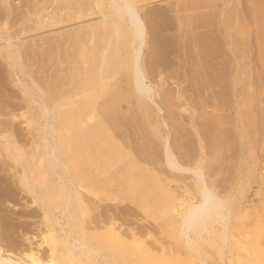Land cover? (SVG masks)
I'll list each match as a JSON object with an SVG mask.
<instances>
[{
  "label": "bare ground",
  "instance_id": "obj_1",
  "mask_svg": "<svg viewBox=\"0 0 264 264\" xmlns=\"http://www.w3.org/2000/svg\"><path fill=\"white\" fill-rule=\"evenodd\" d=\"M152 1L161 0H0V40L5 46L0 50V63H5L8 72L6 77L3 76L0 67V88L4 87L5 80H11L16 87L21 86L18 96L12 91L4 96L19 98L23 102L16 115L12 108L3 113L2 106L8 103L0 99V115L8 116V119L0 120V157L3 165L13 169V177L16 175L11 185L15 183L32 197V204L40 208L41 226H44L39 235L40 245L47 246L49 253L43 260L32 251L21 252L17 264H140L141 256L157 260V253L166 250L160 240L150 231L135 232L132 227L127 233L123 232V221L127 219L107 214L112 206L115 209L122 207L127 214L131 212L129 216L134 223L147 222L159 226L161 213L150 210L144 203L152 187L165 192L175 202L183 200L169 191L166 177L160 179L157 175L162 173L159 172L161 169L174 178L190 179L186 186L187 194L197 197L187 202L180 212L173 208L165 225V236L172 240L174 247L185 252L184 264H207L197 249L206 236L217 234L216 253L220 264L225 260L228 249L237 246L231 230L232 227H240L247 217V200L244 197L253 181L249 176L237 192L239 200L235 201L237 208L234 210L227 198H221L214 192L213 182L205 180L202 169L207 165L202 160L207 151L202 142L205 131H199L195 119L207 115L205 109L212 104L225 103L227 90L234 98L228 101L232 102L235 114L239 116L235 76L242 66L232 42H225L232 54L229 58L231 68L225 65L223 58L214 56L213 52L219 48L216 43L212 47L207 46L209 43L204 44L208 48L204 46V56L200 54L198 57L200 75H196V86L188 78L175 79L177 82L170 78L167 83L172 89L163 91L166 86L163 73L158 72L155 81L152 80L157 69L155 65L147 66L145 61L148 60L142 58L144 51L154 54L155 50L150 49L152 41L154 45L158 44L159 50L163 49L162 30L169 31L172 25L174 27V22L169 20L177 19L180 25L185 17L191 16L189 11L207 6H176L172 10L174 17L154 8L151 21H148L146 14L141 16V6ZM226 7V4H220L218 12L221 11L222 15ZM181 12L183 15H178ZM92 18H97V21L39 45H26L18 38L34 31ZM219 21L216 31L211 30L209 23L195 22V25L207 28L204 33L228 37L224 21ZM167 48L168 45L165 51ZM159 50H156V55L165 52ZM162 60L168 64L167 59ZM212 60L213 74L205 69V64ZM157 61L152 62L157 63V68H163L159 64L162 61ZM187 68L185 66L184 70ZM124 71L128 79L127 91L123 89L119 76ZM229 75L234 77L230 87L228 78L225 79ZM212 86L219 89H212ZM191 99L194 103L189 101ZM195 101H200L202 113L197 110ZM123 109L137 116L140 124L126 122L128 115L123 114ZM214 119L219 126L223 124L221 114L215 113ZM17 122L24 124L20 127L26 129L27 148L23 140L18 143L20 133L14 129ZM182 131L195 139V143L192 142L195 153L190 145L181 147L182 154L174 149L176 144L172 139L177 142ZM234 132L239 144L243 139L241 127L234 125ZM240 146L243 153L245 147ZM245 165L251 173L253 168ZM121 179L127 185V198L122 195L125 189ZM124 199H128L129 204ZM150 239L161 245L160 250L156 249L157 253L147 245ZM70 241H73L72 245ZM3 263L14 264L0 255V264ZM171 263H174L173 259ZM244 264L249 263L246 261Z\"/></svg>",
  "mask_w": 264,
  "mask_h": 264
},
{
  "label": "rangeland",
  "instance_id": "obj_2",
  "mask_svg": "<svg viewBox=\"0 0 264 264\" xmlns=\"http://www.w3.org/2000/svg\"><path fill=\"white\" fill-rule=\"evenodd\" d=\"M222 3L226 4L227 9L222 10L223 13L221 15V11L218 12V10L219 5ZM142 4L144 6H141V8H143L141 11V16L145 17L147 15L146 17L148 21H151L150 15H152L154 8L155 10L160 9L166 13L168 12L167 14L165 13L166 16L174 17L175 14L172 12V10L176 6L182 7L183 5H185L184 7H187L192 5L194 6V4L195 7L201 5L207 6L204 9L189 11V13L192 12L190 13L191 16L185 17L184 22H182V24L180 25L178 24L177 19V21L173 18L169 20L171 22H174V27L172 25V28L169 29V31L167 29H165V31L162 30L163 33L161 34L163 37H160V39L163 38L161 39V41H163V45L165 44L163 49L160 48L159 50V48H157L158 44L156 43L157 45H154L152 41L153 49L152 47L150 49L155 50L154 54L153 52H149L146 50L144 51L142 58L148 60L147 62L144 60L145 63H147V66L150 67L155 65L157 69L152 74V80L155 81V76L158 72L163 73L164 81L166 84L164 88L165 90L163 91L172 89V87L168 86L169 83H167L170 81V78L174 80L177 79L179 81L184 78H188L187 80L189 81L190 79L192 85L193 83L194 85L197 84L196 75H200V72L198 71L200 67V59H198V57L200 56V54H202L201 56H204V53L202 51V49L204 50V44L209 43L207 46L212 47L216 43L219 48L215 50V52H213L214 56L223 58L225 65H227L228 68H231L232 63L229 58L232 57V54L228 50L230 49V47H228L225 42L229 41L230 43H233L232 47L237 53L240 65L242 66V69L239 71V73H237V76H235V80L237 82L236 90L238 91L235 97L238 104L239 116L235 114V109L232 102L228 101L229 99L232 100L234 98L231 97L230 91L227 90L224 93L227 94V96H225L226 98H224L225 103L221 105L219 103L212 104L210 108H206L205 111L207 112L208 117L207 115H205L204 117L197 116L195 119V125L202 133H204L203 131H205V133L202 134V142L205 144V151L207 149L206 155L202 156V160H205L207 164L206 167L202 168L205 175V180L208 182H213L214 192L221 198H227L229 205L233 208V210L237 208L235 201L239 200L237 198V192H239L240 189L244 186V183L247 181L249 176L253 181L250 190L244 197V200H247L245 202V206L247 207V217L240 227H232L231 230V236L238 244L237 246L228 249L225 260L221 264H244L246 261L249 264H264V0H161L148 3L144 2ZM20 5H23V2L20 3ZM145 10L146 13H144ZM203 13L208 14V16L206 17V15H204ZM178 15L181 16L183 14L181 12V14L178 13ZM219 20L224 21L225 26L227 27V33L229 35L228 37H224V34H218L216 36L215 33L213 35L209 34L208 32L204 33L207 28L202 29V26L198 25L202 22V24L209 23L211 30L216 31V28H219ZM83 21L84 20L78 23L71 22L53 28L34 31L29 34L21 35L18 38L26 45H33L35 43V45H39L40 43L49 42L52 37L58 36L62 33L73 32L75 29L86 27L87 25L96 22L97 18L85 20L84 22ZM195 22L198 24L195 25ZM184 24L185 26H182ZM16 31L17 30H14V32ZM169 40H171V42ZM15 43H18V41H16ZM166 45H168V48L171 49V51L168 48V50L166 49L167 52L165 51ZM4 47V41L0 40V50L4 49ZM208 47L205 46V48ZM157 49L161 52L162 50H164L166 54L165 52H162L164 53V55L162 53L156 55ZM168 52L171 53H169L168 55ZM157 59H160V61H162V63L159 64L163 65V68H157V63L154 64V62H152L153 60L157 61ZM162 59H167L168 64H164ZM171 61H173V64L171 63ZM185 66L189 68L184 70ZM0 67L1 69H3L1 73L6 77L8 72L6 70L5 63H0ZM214 68V60H212L210 63L205 64V69L209 73L213 74L212 69ZM163 69H165L166 71ZM166 73L168 75H166ZM186 73L189 74V76H186ZM228 73L231 72L229 71ZM124 74L125 71L120 72L119 76L121 78L123 89L127 91L129 90L128 79ZM227 78L228 85L230 87L232 86L231 82H233L234 77H231V75H229L225 79ZM25 79H27V77ZM177 80L175 81L177 82ZM20 87L21 86L16 87L12 85L11 80H5L4 87L0 88V96H2V98L0 99L8 103L6 104L7 106H2L3 113H7L10 108H12L11 111L13 110L12 112L16 115H18V113L21 111L23 102H21L19 98L11 99L8 95L4 96L10 91L15 92L16 96H18ZM212 89L217 90L219 89V87L212 86ZM122 93H124V91ZM122 93L120 95H122ZM187 94L192 95L188 92ZM221 100L223 99L221 98ZM189 101H193L192 103H194V100L192 99ZM196 107L199 113H202L204 111L201 109L200 101L196 102ZM223 107H225V109ZM13 108H16L17 110L15 109L14 111ZM215 113H219L222 116L223 124L221 126H219L214 119ZM123 114L128 115L125 119L126 122L130 121L129 123L134 125L137 123L138 125L140 124V120L137 118V116H135L133 113H131V115L127 109H123ZM7 117V115H0V120L8 119ZM206 118L208 119V122L205 121ZM135 121L136 123H134ZM15 125H18L14 128L15 132H19L20 134H18L21 138L18 139V143H21L19 141L23 140L22 143L24 144V146H26V148L29 147L27 143L29 141L26 139L28 137L26 135V129L24 127H20L24 126V124H22L21 122H17ZM206 125L209 129L206 127ZM234 125L240 126L243 132L242 134H240L243 139L240 140L239 144V138L234 134ZM0 129H2L1 126ZM133 129L136 131L138 128H132V130ZM138 131L140 130L138 129ZM143 132H145V130ZM181 133L182 134L178 138L179 140L177 142L176 140L174 141V139H172V143L176 144L174 145V149H177L178 154L183 153V151L181 150V147L183 145H185L186 147L187 145L188 147L190 145V147L193 148V143H195V139L193 137L186 135L188 134L187 132L185 133L184 131H182ZM185 136H187L186 139ZM240 144L245 147L243 153L239 150L241 147ZM192 152L195 153V148H193ZM241 157L244 161H242ZM1 158L2 157H0V167L2 166L0 168V181H3L4 183L0 182V185L3 186H0V195L3 194L2 196H0V255L4 258H9L14 264H17L22 253L27 251L37 253L39 254L38 256L40 257V259L44 258L43 260H46L48 258V256L46 255L49 254L48 248L45 245H40L41 238L39 236L41 233L40 231L44 229V226H41L42 224L40 221L41 210L38 206L32 204V197L30 195L22 191V189L17 187L15 183V186L13 183L11 185V182L16 180V175L13 177V169H9L8 165H3ZM245 164H248L249 167L253 168L251 173L248 172ZM159 172H162L160 174H157L158 176H160V179H163L164 177L168 179L166 180V183L168 184L169 191H173L175 195L183 199L181 202H175V200H171L165 192H161L156 187H152L151 192L148 194L147 198H145L144 203L148 204L150 210L158 211L161 213L159 226L147 222L140 223V225L134 223L132 216H129L131 212L127 211L129 213L127 214L125 210L123 211L121 209L122 207H120V210L115 209L112 206L111 208H109V212L107 215L115 214V217L117 218L127 219L126 222L125 220L123 221V232L127 233L129 231L128 229L132 228L135 232L139 231L142 233L150 231L155 238H157L164 244V246L162 247H165L166 250L162 252L160 250L161 245L155 243L153 239L148 240L147 245H149L152 251L157 253V250H160L157 253L159 257L157 260L151 261L148 259H144L143 256H141L142 261L140 264H184L185 252H183L179 248L174 247L172 240L165 236V225L167 224L173 213V208L176 207V209L180 212L185 208L187 202L194 201L197 197L192 193H189V195L187 194L188 188L186 186L189 182H191L190 179L174 178L162 169ZM120 183L124 185L123 189H125L122 195L124 196V198H127V185L122 181V179L120 180ZM10 185L12 187H10ZM3 188L5 191L3 190ZM10 188L13 192L9 190ZM257 193L259 194V196H256ZM189 198L191 200H189ZM124 200H127L124 202L129 204L128 199ZM132 207H134L138 214L140 213L139 209H137L135 206ZM129 218L132 220H128ZM24 236L27 239H25ZM206 237H204V242L197 247L198 251L205 257V259L207 260V264H220L216 253V248L219 243L217 234H212L210 237ZM69 243L72 245L73 241H70ZM22 259L25 260L23 257ZM172 259L174 260V263H171ZM96 261L100 262L99 260Z\"/></svg>",
  "mask_w": 264,
  "mask_h": 264
},
{
  "label": "built area",
  "instance_id": "obj_3",
  "mask_svg": "<svg viewBox=\"0 0 264 264\" xmlns=\"http://www.w3.org/2000/svg\"><path fill=\"white\" fill-rule=\"evenodd\" d=\"M254 196H255V194H254Z\"/></svg>",
  "mask_w": 264,
  "mask_h": 264
}]
</instances>
